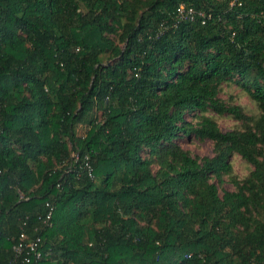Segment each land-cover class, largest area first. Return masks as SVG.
<instances>
[{
  "label": "trees",
  "instance_id": "trees-1",
  "mask_svg": "<svg viewBox=\"0 0 264 264\" xmlns=\"http://www.w3.org/2000/svg\"><path fill=\"white\" fill-rule=\"evenodd\" d=\"M0 264H264V0H0Z\"/></svg>",
  "mask_w": 264,
  "mask_h": 264
},
{
  "label": "rangeland",
  "instance_id": "rangeland-1",
  "mask_svg": "<svg viewBox=\"0 0 264 264\" xmlns=\"http://www.w3.org/2000/svg\"><path fill=\"white\" fill-rule=\"evenodd\" d=\"M219 96L224 100H228L232 97L234 101L243 105L246 111L250 113L257 112L254 102H252L237 86L231 85L223 87V89L219 93ZM217 121L222 130H228L229 128L237 124V122H235V120L229 116L217 117ZM178 144L193 155L205 156L212 154V143L208 139L201 140L194 137L188 138L186 136H182L179 138ZM232 164L234 173L239 177L247 174L250 169V166L236 155L232 157ZM216 184L218 186L220 194L223 190L233 189V185L227 180L226 177L224 178L222 184H219L217 182Z\"/></svg>",
  "mask_w": 264,
  "mask_h": 264
},
{
  "label": "built area",
  "instance_id": "built-area-1",
  "mask_svg": "<svg viewBox=\"0 0 264 264\" xmlns=\"http://www.w3.org/2000/svg\"><path fill=\"white\" fill-rule=\"evenodd\" d=\"M181 9V8H180ZM179 9V11L181 12V10ZM192 13V10L190 9V10H188V14H191ZM27 247H29V249L31 250V251H33V254H35L36 255V257H39L40 256V252H38L37 250H36V244L34 243V242H29L27 245H26ZM21 245H18V246H16L15 247V250L17 251V252H20L21 251Z\"/></svg>",
  "mask_w": 264,
  "mask_h": 264
}]
</instances>
